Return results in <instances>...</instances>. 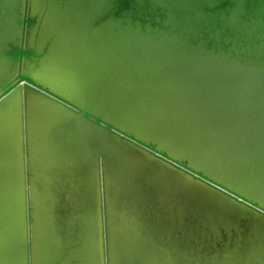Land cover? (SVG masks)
I'll return each mask as SVG.
<instances>
[{"label": "bare ground", "instance_id": "6f19581e", "mask_svg": "<svg viewBox=\"0 0 264 264\" xmlns=\"http://www.w3.org/2000/svg\"><path fill=\"white\" fill-rule=\"evenodd\" d=\"M2 1L0 88L20 67L22 77L71 101L46 80L78 72L81 89L97 91L96 103L105 98L139 125H155V138L137 134L140 140L264 207V22L244 18V0L217 24L202 8L219 0H133L123 19L105 17L116 0H89L61 67L54 52L74 13L68 0H29L22 58L23 0ZM22 95L0 104V264H24L28 245ZM47 104L26 91L32 264H219L222 236L195 224L203 211L195 199L210 200V192ZM136 179L144 181L138 192ZM155 182L164 189L146 196V183ZM222 209L225 220L244 213Z\"/></svg>", "mask_w": 264, "mask_h": 264}, {"label": "water", "instance_id": "95a60500", "mask_svg": "<svg viewBox=\"0 0 264 264\" xmlns=\"http://www.w3.org/2000/svg\"><path fill=\"white\" fill-rule=\"evenodd\" d=\"M2 2V4L6 5L8 1L5 2L3 0ZM68 2L71 5L72 12L74 11V13L72 15L70 14L65 26L64 37L54 52V55L56 57V64L60 67L63 64V59L65 60L67 58L68 60L69 58L68 47L69 45H71V33H77L80 30V24L82 19V11L80 9L83 10V8H85L88 4L89 0H68ZM133 5V0H116L115 4L113 5V8L105 17H115L117 19H123V14H125L126 12H132L134 10ZM236 6L237 3L235 0H219L217 3L211 6H204L202 8V13L215 17L216 19H212V23L217 24L220 22L219 18L221 16L228 17L229 14L232 13V11L236 8ZM242 6L244 12L246 13V16L244 15V18L252 17L254 20L256 18L261 22H264V0H244ZM28 9L29 0H23L21 21L22 39L20 48L18 50L20 58H22L24 53V43L22 40L24 38L26 24L28 22ZM146 11H148V9ZM222 25H225V27H227V23L225 22V20H222ZM94 26H96V23H94ZM150 27L154 28L158 27V25L150 24ZM225 36L233 38V33L227 32V35ZM255 43L258 45L262 43V40L256 39ZM231 44V42L228 43L226 47H230ZM247 44L250 45L249 42H247ZM58 71L60 72V70ZM20 72L21 70L19 67V72L17 76L12 78L11 80L6 81L0 88V104L5 102L7 98L13 96L16 92H21L23 94L21 117L22 139L20 140V150L22 153L21 161L22 166H24V183L22 187L24 196V209L22 218L24 219L23 223L25 228V237L27 233L28 244L27 248L24 251V264H32V257L29 254V248L31 245L30 222L32 218V201L29 191L30 171L28 170L29 145L27 128L26 91H31L33 94L40 97L44 102L48 103L46 106H55L56 108L58 107L57 109L61 111L63 110V112L66 111L73 117L80 119L81 121L91 125L92 127H95L96 129L101 131V133H105L109 135V137H111L112 139L118 140L120 144L125 145L131 151L143 154L146 157L152 159V161L158 162L161 165L180 173L185 179H190L194 184L200 187H204L206 191L210 192V200L202 201L200 197L203 195H200L199 198L195 199L197 208L201 206V209H203V211H199L201 217H196L195 224H197L198 229L200 228L199 230H201L203 227L202 231H206L207 228H217L218 231L215 232H218V234L222 236L220 237L222 238V241L218 246V252H220L219 259H216L214 262H218L219 264H264V250L263 255L259 250V247L261 245L264 247V227H262L264 226L263 206L256 204V202H253L252 200L243 197L242 195L234 192L233 190H230L222 184L213 181L207 176L201 174L200 172H197L191 169L190 167L186 166L185 164L180 163L179 161L173 159L164 152L156 149L154 146L151 145V142L146 143L140 140L136 136L137 134L146 138L149 136H151V138H155V136L151 134V130H154L156 128L155 125L153 126L151 123L139 125V123H136L134 120H130V113L122 109L120 106L112 105L110 103L107 105V101L105 98H99L100 103H96L95 100L97 99L93 98V95L95 96V94H97V91H91L90 89H88L89 87H83L84 89H81V85H78L80 83H78L77 79L80 77V73L77 74V72L76 75H74L76 77H70V80L68 81H66V79H64L63 81V79H61L59 75L57 77V75H55L53 72L48 74V79L46 80L48 85L51 86V88H53V90H55L56 92H59L65 95L68 99H71L70 101L62 96H59L54 92L42 88L41 86L35 84L29 79L22 77ZM112 107L116 111L110 109ZM134 109H136V107H134L132 110ZM128 110L131 112V109ZM139 114L140 113H135L134 116L137 118ZM112 122H116L118 125L125 128L127 131L119 128ZM153 142L157 144L158 141ZM98 157L101 159L103 158L102 155ZM105 165L106 164L101 165V168L103 170L105 168ZM128 167H130L129 169L134 168L135 172H138L141 168L138 164H132ZM146 171L147 170H145V172ZM125 174L127 173L125 172ZM153 174L154 172L152 171L151 175ZM142 183H144V181H142ZM142 183L140 180H137L135 183L137 185L134 184L136 187L133 188V191L138 192L140 188H143V186L141 185ZM160 183L155 182L151 185L146 183L147 189L143 192H147L146 196H150L151 194L159 196L157 193H153V191L160 190L161 188L164 189L165 186ZM127 189H129V186L127 187ZM169 190H174L173 184H171ZM169 190L166 188L165 193H168ZM131 193L128 192V195H130ZM164 198L166 201L170 199L169 196ZM181 198L184 200L185 195L182 194ZM221 202L223 203V206H225V208L230 207V205H234L240 210H243L244 213H242L241 219L236 220L232 219L231 217L230 220H225L222 216L223 206L221 205ZM182 203L183 201H181L180 204ZM186 208L190 210L191 205ZM196 213L197 211H195L193 215H196ZM225 225L226 227L229 226V229H224ZM257 225H261V227L258 228ZM182 230L188 233L189 227L185 226L182 228ZM200 240L199 242H201ZM205 251L207 250H204V253ZM193 257V255H187L186 258L192 259ZM209 258L210 257L208 256L207 260ZM211 258L213 259V257ZM198 261L195 262L198 263Z\"/></svg>", "mask_w": 264, "mask_h": 264}]
</instances>
